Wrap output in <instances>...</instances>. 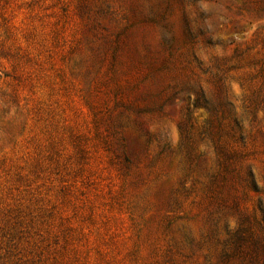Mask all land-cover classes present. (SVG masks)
<instances>
[{"label":"rangeland","instance_id":"374dc122","mask_svg":"<svg viewBox=\"0 0 264 264\" xmlns=\"http://www.w3.org/2000/svg\"><path fill=\"white\" fill-rule=\"evenodd\" d=\"M0 264H264V0H0Z\"/></svg>","mask_w":264,"mask_h":264},{"label":"trees","instance_id":"16d2710c","mask_svg":"<svg viewBox=\"0 0 264 264\" xmlns=\"http://www.w3.org/2000/svg\"><path fill=\"white\" fill-rule=\"evenodd\" d=\"M228 241L232 242L234 244L235 250H243V245L246 244L248 241L249 243L257 245L261 242H263V239H243L242 237L238 236L237 239H228ZM226 255V253H224Z\"/></svg>","mask_w":264,"mask_h":264}]
</instances>
